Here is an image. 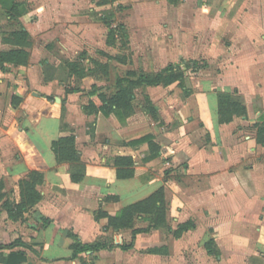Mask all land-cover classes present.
<instances>
[{"label":"crops","instance_id":"crops-1","mask_svg":"<svg viewBox=\"0 0 264 264\" xmlns=\"http://www.w3.org/2000/svg\"><path fill=\"white\" fill-rule=\"evenodd\" d=\"M16 1L28 5L20 22L34 46L28 66L0 68V246L15 245L0 249V264L90 262V253L68 260L69 232L89 245L106 237L115 247L95 254L102 264H264V143L256 142L254 127L264 118V0H136L138 55L161 65L138 70L203 63L194 72L199 78H185L182 87L143 91L158 120L140 108L124 123L83 113L93 78L82 79V91L73 94L65 88L74 80L62 81L63 62L114 49L106 45L102 19L118 0ZM6 24L1 18L0 27ZM4 31L0 51L10 49L1 43ZM44 63L55 70L49 81ZM234 91L247 116L219 124L216 94ZM70 135L86 166L78 184L51 147ZM147 135L160 148L153 159L147 143L127 145ZM124 156L133 158L138 175L118 180L108 162ZM33 171L43 175L41 200L20 213L19 183ZM160 188L168 229L138 234L130 250H121L131 231L103 232L106 219L95 220V212L115 215ZM107 196L118 201L104 202ZM188 221L194 228L175 238ZM146 226L138 221V228ZM209 239L217 258L204 247ZM153 249L160 254L148 253Z\"/></svg>","mask_w":264,"mask_h":264},{"label":"trees","instance_id":"trees-1","mask_svg":"<svg viewBox=\"0 0 264 264\" xmlns=\"http://www.w3.org/2000/svg\"><path fill=\"white\" fill-rule=\"evenodd\" d=\"M116 0H109L105 3L113 4ZM171 1V0H170ZM0 8L6 18L7 23L12 27L9 32L2 33L1 43L8 46L10 49L0 51V68L3 69L6 64L15 67H26L30 63L31 50L34 46V40L29 32L20 22V18L28 12V5L24 2L16 0H0ZM120 9L116 6L111 9L102 19V23L107 28L106 45L110 48L118 49L119 53L116 56H110L104 52H96V54L105 57L107 63L100 62L95 58L86 57V53H81L77 60L73 62H63V68L66 70V76L74 80V85H66V94L79 93L80 81L86 77H91L94 84L88 92L89 100L82 105V111L86 115L102 114L106 118H114L120 123H124L135 113V100L138 91H144L147 87H169L173 84L179 86L184 85L185 69L190 64H196L195 61L184 63L183 66L169 64L167 67L158 72H144L140 70H128L124 75H116L112 86L105 83L98 84L101 76L109 75L110 64L114 61L124 65L130 61V56L121 54L122 49H129V35L126 27L123 24L114 25L112 21L115 17V12ZM118 47H121L118 48ZM84 61H87L84 63ZM44 80L49 81L54 78V68L44 63ZM199 67H194L193 72ZM104 77V78H105ZM103 82H108L106 79ZM217 117L219 124L230 123L234 117H246V105L241 96L235 91L233 93L217 92ZM142 111L149 115L153 120H158V112L155 106L150 101L147 95L143 97ZM256 129V142L264 143V118L254 126ZM142 143L148 144V159H153L160 154V148L154 143L151 135L144 136L140 139L133 140L127 145L136 146ZM52 151L55 155L57 163H66L69 165L70 180L74 184L80 183L86 175V166L80 160V153L75 146V138L73 135L61 137L52 142ZM115 169L116 178L118 180H128L136 177V163L132 157H113L108 162ZM43 182V175L39 172H30L25 179L20 181V203L17 209L20 213L27 212L32 209L40 200L41 195L37 187ZM118 197L107 196L104 202H117ZM167 202L165 199V191L160 188L149 195L147 198L137 201L122 208L117 214L109 215L101 208L95 214V220L106 219V225L103 227V232L112 230L113 232L131 231V242L127 245L118 246L121 250H130L133 242L138 234L149 233L152 230L168 229L167 228ZM141 221L146 223L145 228H134L135 223ZM194 228V223L188 221L177 227L173 232L175 238ZM69 235L74 239L71 245V256L68 260H74L79 255L90 253L95 257V254L101 250H109L115 246L109 242L106 237H102L94 245L82 244L76 236L69 232ZM22 245V244H18ZM15 245L6 247L0 246V249L12 248ZM207 253L214 257L219 256V251L213 241L209 239L204 245ZM160 249L149 250L150 254H160ZM81 264H86L81 260Z\"/></svg>","mask_w":264,"mask_h":264},{"label":"rangeland","instance_id":"rangeland-1","mask_svg":"<svg viewBox=\"0 0 264 264\" xmlns=\"http://www.w3.org/2000/svg\"><path fill=\"white\" fill-rule=\"evenodd\" d=\"M136 0L133 1H129V0H118L116 2V4L114 6H119L120 9L115 12V17L114 20L112 21V23L114 25H119V24H123L126 28H127V32L129 35V38L131 39V46L129 47L128 50H126L125 48L122 49L121 54H124L126 56H130V61H127L126 64L121 65L118 64L114 61L109 62L110 64V70H109V75L107 77H100V81L97 83L98 84H102L105 83L109 86H112L114 78L116 75H124L125 72H127L128 70H138L140 68H144L146 66H150L151 71H154V69L160 67L161 65L157 64V60L152 62V57L150 55H146V56H139L138 55V7L134 8V5L136 4ZM115 7H113L112 9H114ZM111 10V9H110ZM103 12H99L97 14H102ZM1 18H5L4 13L0 12V19ZM1 26V25H0ZM4 26V27H3ZM2 29H4L6 32H9L12 27L8 24L6 25H2V27H0ZM121 49V47H118ZM108 51V55L110 56H116L117 54V50L115 49H107ZM86 57L89 58H95L97 60H99L100 62L103 63H107V59L105 57H102L98 54H96V52L91 53L90 55H88L86 53ZM151 58V59H150ZM157 59V58H156ZM77 60V59H76ZM87 61H84V63H86ZM151 62V63H150ZM192 62V61H191ZM148 63H150L148 65ZM203 61L201 59H199L198 61H196V64H190L187 69H185V78L187 79H198L199 75H197L196 73L193 72V68L194 67H200L202 65ZM62 81L66 82L67 84L69 83L67 77H66V70L65 68H62ZM108 80V82H103L105 80ZM96 82V80L94 81ZM81 83V81H80ZM79 83V84H80ZM143 97H144V92L142 91H138L136 94V100H135V111H137L138 113V109H140L144 102H143ZM87 103V101H85V104ZM136 161H138V158L136 159ZM38 190V189H37ZM134 228L138 229V221L135 223ZM97 258V257H96ZM96 258L89 260L90 262H87L86 264H102L100 263V261H96ZM83 260V259H82ZM86 260V259H85Z\"/></svg>","mask_w":264,"mask_h":264}]
</instances>
